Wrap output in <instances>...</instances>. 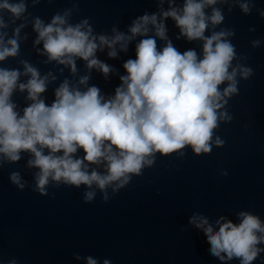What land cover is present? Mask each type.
<instances>
[{
    "label": "water",
    "instance_id": "water-1",
    "mask_svg": "<svg viewBox=\"0 0 264 264\" xmlns=\"http://www.w3.org/2000/svg\"><path fill=\"white\" fill-rule=\"evenodd\" d=\"M24 2L26 10L18 19L0 10L6 25L0 28L4 42L12 38L16 27L24 25L16 36L17 53L0 60V68L17 70V84L30 78L24 71L25 64L34 67L41 77L48 76L46 89L40 94L46 105L51 104L54 90L65 80L81 91L95 85L105 98L111 97L120 84L119 77L125 74L123 62L135 58V44L144 37L137 35L127 51L117 46L114 58L107 55V46L97 49L96 58L112 66L107 76L98 69H89L80 58L75 59L76 71L71 72L67 65L48 60L43 43L34 42L36 18L45 25L57 14L64 16L69 25L87 20L94 36L111 37L113 28L128 33L132 21L144 13H155L159 22L161 11L183 5V0H173L171 5L169 0ZM242 2L217 0L204 9L206 15L212 8L223 15L219 24H208L204 35L232 31L233 35L225 37L235 45L232 65L253 68L247 77L238 69L239 90L228 96L222 106L231 118L220 120L213 130L217 143L211 150L196 154L185 146L169 154L157 152L151 165L144 166L139 174H129L131 179L115 191L112 185L102 191L95 185L77 187L49 178L43 193L36 188L38 169L28 164L30 152L21 151L17 161L0 154L2 264L12 259L17 264H85V256L97 258L98 264L105 258L112 264H240L236 257L221 261L213 256L206 234L189 223V218L193 214L207 216L218 227L215 222L219 217L238 223V213L247 211L264 223V0H248V13L240 9ZM163 20L166 37L179 52L194 49L198 57L201 55L202 40H186L170 17ZM149 29L147 35L154 36L151 25ZM256 38L258 43H254ZM155 39L160 50L166 41ZM84 76L89 78L81 85L79 80ZM10 101L19 114L32 103L27 91L18 87ZM74 155L82 156L83 152L78 150ZM93 169L103 173V162L89 163L88 171ZM13 172L19 174L22 188L11 181ZM89 190L94 191V196L85 201ZM257 247L264 248V243ZM77 255L81 259H76ZM251 264H264V252L258 253Z\"/></svg>",
    "mask_w": 264,
    "mask_h": 264
},
{
    "label": "clouds",
    "instance_id": "clouds-1",
    "mask_svg": "<svg viewBox=\"0 0 264 264\" xmlns=\"http://www.w3.org/2000/svg\"><path fill=\"white\" fill-rule=\"evenodd\" d=\"M172 2L169 0L170 5ZM216 3L217 0H183L179 9L161 11L159 22L155 13H144L132 21L128 33L113 28L111 37L94 36L87 20L69 25L64 16L57 14L45 25L36 18L34 42L43 43L48 60L67 65L71 72L76 71L75 59L80 58L89 69H98L107 76L112 66L96 58L97 49L107 46V55L114 58L117 46L127 51L137 35L144 38L135 44V58L123 62L125 74L119 77L120 84L109 98L95 85L81 91L65 80L54 90L51 104L46 105L40 94L46 89L48 76L41 77L34 67L25 64L24 71L30 78L17 84V70L0 68V154L17 161L21 151L30 152L32 159L28 164L38 169L36 188L43 193L49 178L77 187L95 185L102 191L112 185L115 191L131 179L129 174H139L144 166L151 165L157 152L169 154L185 146L196 154L209 152L217 143L213 130L218 122L231 118L222 106L228 96L239 90L238 69L245 77L253 71L251 65H232L235 45L225 38L233 35L232 31L204 35L209 23L216 25L223 20L219 9L212 8L210 15L204 12ZM239 7L245 13L251 10L248 0ZM0 10L18 19L26 5L24 0H0ZM169 17L186 40L203 41L199 57L194 49L179 52L167 39L163 18ZM149 25L154 36L147 35ZM23 26L16 27L6 42L4 34H0V60L17 53L16 36ZM4 27L0 18V28ZM155 37L166 41L160 50ZM258 42L256 38L254 43ZM88 78L81 77L79 83L85 84ZM225 81L226 85L220 88ZM17 87L26 90L32 101L22 114L14 110L15 104L10 101ZM78 150L82 156L74 155ZM86 162H103L105 171L89 172ZM10 179L23 187L18 173L13 172ZM93 196L94 191L89 190L84 199L90 201ZM238 217V223L219 217L216 227L207 216L193 214L189 223L204 231L210 253L219 260L236 257L240 264H251L258 253L264 252V248L257 247L264 243V223L247 211L239 212ZM76 259L81 257L77 255ZM83 259L85 264H98L92 256ZM7 264L17 262L12 259ZM99 264L112 261L105 258Z\"/></svg>",
    "mask_w": 264,
    "mask_h": 264
}]
</instances>
